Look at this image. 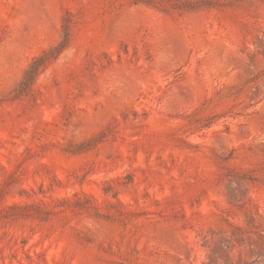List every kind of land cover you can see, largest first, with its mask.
Returning a JSON list of instances; mask_svg holds the SVG:
<instances>
[{"label":"rangeland","instance_id":"rangeland-1","mask_svg":"<svg viewBox=\"0 0 264 264\" xmlns=\"http://www.w3.org/2000/svg\"><path fill=\"white\" fill-rule=\"evenodd\" d=\"M0 264H264V0H0Z\"/></svg>","mask_w":264,"mask_h":264},{"label":"trees","instance_id":"trees-1","mask_svg":"<svg viewBox=\"0 0 264 264\" xmlns=\"http://www.w3.org/2000/svg\"><path fill=\"white\" fill-rule=\"evenodd\" d=\"M63 46V43H60L55 49H59ZM44 63V56L36 58L28 67L22 86H25L33 77L36 75L42 64Z\"/></svg>","mask_w":264,"mask_h":264}]
</instances>
